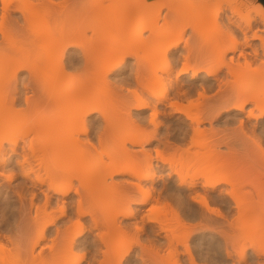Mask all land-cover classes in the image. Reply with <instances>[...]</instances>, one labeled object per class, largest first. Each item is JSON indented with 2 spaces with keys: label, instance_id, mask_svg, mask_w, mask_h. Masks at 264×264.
I'll return each instance as SVG.
<instances>
[{
  "label": "bare ground",
  "instance_id": "1",
  "mask_svg": "<svg viewBox=\"0 0 264 264\" xmlns=\"http://www.w3.org/2000/svg\"><path fill=\"white\" fill-rule=\"evenodd\" d=\"M43 1H42L43 3H41V4L38 1L39 3L37 2L38 4L35 6L36 9L38 7L40 8V9H38V11L40 10L39 11L40 14H42V15L44 14L39 19L44 18L46 20L47 16H48V18L53 17L54 23L51 21V24L52 25L54 24V26H52L51 24L46 22V23H44L45 25L44 24L43 25L45 26V28L46 27L47 28H46V30L44 29L45 31L43 30L42 32L43 33L48 32L49 34L53 35V34H55V33H53L54 29L58 28V30H60V31L62 30L63 34H65V35L67 33L68 34L60 40L61 43H60V41H58L56 43V45L53 46L52 57L54 58L55 65L51 66V68H49L48 66L47 67L46 66L45 67L39 66V65L37 66L36 63H34L33 60L31 61L30 59L24 60L23 58H21V59L18 58L17 60H15V66H13V73H10V74L8 73L6 76L0 75V164L7 162V159H8L7 156L10 153H16L17 154L18 146L21 145V148H23L22 149L23 152H21V153L23 155L20 154V156H22L23 160L18 161V163H20L21 168H23L22 172L24 173V176L27 177L29 179V182L31 181V184H33L34 186L46 184L50 189H52L54 191L55 194L62 196V197H67L68 194H70V192L74 188L73 184L75 183L74 181H76V180H79L82 183L83 182L82 180L87 178L88 180H84V181L87 182L89 185L91 183L95 184L96 181H97L96 185L99 181H100L99 184H101L103 182L105 185L106 184L109 185L110 188L112 186L115 189L114 190L113 188H111L114 192H118L119 189H120L119 193L121 195L123 193L122 191L125 192L126 195L123 193V195L125 197L121 196V203L123 202L125 206L127 204L128 207L123 210V206H124L123 203L121 204V205H123L122 209H121V207H119L120 203H119V205H117L118 206L117 207V210H118L117 214L122 215L125 218H128V217L130 218L131 216H133L135 214L136 210L132 208L133 206H131V205H133V203L131 204L132 201H135V204H138L139 206L150 203L151 201L158 202L160 206H158V205L157 206L160 208H157V206H156V208H153V210L149 209V211H147L143 215L141 214V217H139V218H141L139 221H141L143 223V225L139 224V226H138V223H141L138 221V219H137V222L134 223L135 229L138 230L137 232H139L138 234H142L143 232L146 231L145 223H146V225L149 224V222L154 223V224L157 222L160 224L159 227L157 226L159 229H155L154 226L151 227V224H150L151 233L155 237L154 238L155 240L154 239L151 240L152 244H150L148 246L147 243L145 244L140 240L137 241L139 246H140L139 247L140 252L139 251H137V252L140 254L137 255L138 253H136V255L139 257H137L138 260L134 264H165V262H168V260H167V257L165 255L163 256L161 254V252L163 249H165V247L167 245L168 246L170 245L169 247H171L172 246L171 244L174 245L175 240L178 241V239L180 238L179 242L183 241L182 243L185 246L187 245L188 247L187 246L186 247H187V249H189L190 245H189L188 241L190 240L192 235L195 234V231L197 233L200 230H204L205 232H204L203 236L199 237V239H198L199 242L197 243V245L201 246V247L204 246L207 249L206 251H203V255L206 254V256L205 255L204 256L207 257V261L210 262L211 264H212V262H219V264H229L230 262H228V261L230 259H233L234 257H236V256H234L235 251L231 250L230 245H229L230 240L232 241V238H233L231 235L233 233H231V232L237 231L239 233L240 232L241 233L242 232L243 233H252V232H255V230H257V229H255L257 227V224L245 223V225H243V226L240 224V222L243 220V218L250 215L249 213L252 212L251 210H253V208L256 204L253 203V205H252L251 203L244 201L240 196H238V194H237L238 190L235 191L237 187H235V188L233 187L234 190L232 189V185H235V184H233V182H232L233 176L231 174L233 173V175H234L235 172H234V169H232L234 167L232 165L233 164L232 163V161H233L232 156H234V155L232 153V150H233V148L231 146L232 143H229L230 140L228 142L227 141L224 142L223 139H221V140L218 139V141L216 143L213 141L214 142L213 144H211V145L208 144V146H206V149H207L206 151H204V149H203L204 153H202V152L199 153L198 150L195 151L194 148L192 149L191 147L192 146L195 147L196 145L191 143L192 145L189 146L191 140H190V142L189 141L187 142L189 144V145H187L188 146L187 148H186V146H184V144H181L185 147V149H183L184 147H181V145H179L180 142H178V144H176V145H174V143H173L172 144L173 146L168 144V145H170V147L172 149L175 148L177 150H179V149L183 150L184 153L188 154L187 156H189L190 160L188 162H186L187 164H184V162L186 161L184 159L183 162L181 161L182 165H183L182 168H180V167H179L180 169L175 168L178 170V171L176 170V172H175V173H178L177 174L178 177L176 179L178 181L176 182V184H174V186H173V185H171V183H168V184L164 183L163 184L164 189L161 191H159V189H156L155 184H154V181H155V178H156L157 172H158L157 171V164L154 163L155 157H154V154L152 153V151L147 149L146 145H149L152 142V138L158 139V135H157L158 133H156V132L159 128L160 123H158L157 121H158V117H159V115H161V113L164 115L163 106H169L171 108L170 112L173 114L175 113V114L186 115L192 121L191 128L194 129L195 133L202 131L201 126L205 121H210L209 123L212 127L211 129H212V131L214 130L213 132H215V127H214V123H213L214 120L220 122L221 119H223L225 116H235V117L238 116L239 117L240 116L239 114H242V113L247 114L246 120H244L242 117H240L238 119L239 123H240V129L244 132V134H247V132L250 130V129L249 130L247 129V124H249L251 122V120L256 121V124L253 123V124H255V127H257V124L258 125L263 124L264 121H262V120H264V96H262L261 93H259V92L262 89V87L264 89V71H262L263 70L262 68L249 69L253 65L252 66H251V64L249 65L248 61H249L250 57L259 58L260 56H262L261 55L262 51L264 52V39H263L264 37L262 38L260 36L259 30H258V32L256 31V28H257V25H256L257 17L256 16L261 17L264 20V6L261 7V6H259L260 4L256 5L257 8L261 7L259 10L257 9V13H256V9L253 10L252 7L249 8L252 11H255V13H256L255 16L248 15L251 13L248 9L247 14H245L246 18H242V19L240 18V20H234V19H232V17L231 18L228 17V19L223 21L225 24V27H223V26L222 27L225 30L223 29V31H222V29L219 27L220 24H218L219 23L218 18L222 14H220V16H219L218 13L220 12L219 6H220L221 2H223V1H221L220 3H217L218 1L215 2V3H217V5L219 4V6H218V9L216 8L217 9L216 12H215V10H213L214 14H212V12H209L210 11V10H208L209 8L205 7V6L208 7L207 4H209L208 1H207V4L205 2H203L206 0H202V1L200 0L203 3V5H201L202 3H200L199 0H189V1L188 0H166L167 3L164 2V4H162V5H165L167 7V9H169V12H168L169 14H168V16L165 15L164 17L163 16L162 17L163 18H165V17L169 18L170 14L171 15L174 14V16L172 18L176 17V18H174L176 24L173 23L174 20L171 21L170 18L169 19L165 18V20L162 19L166 23V25L163 26L162 25L163 22L161 21V23H160V17L162 14V12H161L162 6L160 4L163 2L159 3L160 0H126L124 2L125 3L127 2V6H125V7L128 9L130 8V6H129L130 4H132L131 6H135V8H136L140 4L142 5L144 1L146 2L147 7L145 5V7H146L145 9L144 8L140 9L136 13L135 18L129 17L128 16L129 12L125 13L126 15H123L122 18L120 17V19H118L119 21L117 20L115 22L116 26L114 25V27L112 29L113 33H111V35H109V34L106 35V32H107L106 30L108 27V18L106 17V15L103 12L102 13L105 15V18H107V19L104 18V15L99 14L98 16H100V17H98V16L96 17V23L94 21L95 27L97 28V31H96L97 38L95 37L96 38L95 39L93 37L95 39V41L94 40L92 41V46H90V48H89V47H86L84 45V42H83L84 40L82 39L83 35L78 30L77 31L73 30L72 32L69 30L67 33H64L67 30L66 28L68 25V21L70 20L69 18L71 17L70 13H69L71 10H69L70 8H68V6L65 5L66 1H63L62 3H59V4H56L54 2V0H43ZM87 1H89V0H87ZM104 1H102V0L98 1V4L95 3L96 1H93L94 3H91V4L88 2L85 3L86 0L84 2L80 1L82 3L79 2V4L76 3L78 5L77 8L75 7L76 9H78V11L76 10L77 15L78 16H83V15L94 16L95 13L97 15V11L100 8V5H105V3H103ZM119 1L121 2V0H119ZM156 1H158L157 4H159L161 7H160V9H159V7L157 8L160 12H157L158 14L154 15L155 13L152 14V11L150 12V8L152 7V10H155L156 6L154 7V5H157L155 3ZM239 1H241V0H239ZM1 2H2V7H1L2 12L0 11L1 12L0 35L3 39V40L0 39L1 41H4L7 44H9V40L10 41L14 40L19 35V34L15 35L14 34L15 32L21 33L23 30H25V28L28 29L27 26L30 27L28 30H34L35 29L34 25H30L31 21L33 20V18L30 15H33V14L36 15V13H35L36 10L35 11H34V9L29 10V9H26L25 7H22L19 5L16 6V8L18 10L22 9L21 12L23 13V17H25L23 20L25 22L23 24H20L21 22H19V20L17 22H14L12 19V12H13L12 10L14 7L12 0H1ZM101 2H102V4H99ZM242 2H243V0H242ZM33 3L34 4L32 6H34L36 2H33ZM230 4H231L230 6L232 7L231 1H230ZM248 4L250 5L251 3H248ZM249 5H248V7H249ZM194 6H196V7H194ZM197 6H198V8H197ZM230 6H228V7H230ZM102 7L103 6H101V8ZM139 7H141V6H139ZM200 7H201V9H200ZM234 7L235 6H233V11L235 10ZM239 7L236 6L235 8L237 9ZM246 7H247V5H246ZM193 8L198 9V11H197L198 13L200 12V14L195 12L197 14V16L195 14V16H196L195 17L196 20L194 19L195 22L193 21V19H191V20L185 19V21L188 20L187 22L183 21L184 19H182V20L180 19L181 21H179L180 12H181V14H183L186 11L189 14V16L191 17V15L193 13L188 12V11L193 10ZM128 9H126L125 12H127ZM195 9H194V11H195ZM205 9H206V11L207 10L208 11L207 12L204 11ZM230 9H229V11H230ZM14 11H15V9H14ZM182 11H183V13H182ZM235 11H237V10H235ZM235 11H234V13H235ZM28 12L32 13V14L29 15ZM190 13H192V14L190 15ZM209 13H211V15ZM236 13H238V12H236ZM92 14H94V15H92ZM175 14H178L179 16H177V15L175 16ZM233 15H236V14H233ZM245 15H243V16H245ZM237 16H239V15H237ZM37 17H38V15H37ZM177 17H178V21H179V22L177 21L178 24L176 22ZM198 17H200L199 21H197ZM207 17H209V18H207ZM36 18H34V19H36ZM193 18H194V16H193ZM93 19H95V18H93ZM206 19H208V20H206ZM209 19H211V20H209ZM166 20H170L169 22L171 24L167 25L168 21L166 22ZM241 20H243V21H241ZM40 21H42V20H40ZM32 22H34V20ZM181 22H182V24L184 22L185 23L183 25H181ZM220 22H221V19H220ZM165 23H163V24H165ZM205 23L206 24L210 23V24H208L209 26L206 27ZM213 23L215 25L218 24V26H216L217 32L215 30V33H214L215 35H213V36L209 35V37L208 36L207 37L202 36V34H205V32L208 35V33H207L208 28L209 29L212 27L215 28V25H213ZM96 24H97V26H96ZM263 24H264V21H263ZM22 25H23V27H22ZM201 25H202V27H201ZM44 26H42V28H40V30H42L44 28ZM21 27H22V29H21ZM69 28H71V27H69ZM188 28L189 29L193 28V33L195 35L197 33H199V36L201 34V36L203 38L206 37L208 40L206 41L207 43L205 42L206 39H203V41L201 40L202 42L199 45L200 46L203 45V47L198 49V45H197V47H195V48H197L196 50L195 49L193 50L192 49L193 46L187 44L188 51H185V52H187L186 54H184V55L182 54L183 60L185 61V63L183 64L184 66L179 70V72L177 71L178 72L177 75H174L175 73H174L173 67L177 63V59H175V57H174L175 51L178 48H180L181 45L183 44L184 35H185V33L188 32L187 31ZM219 28L221 29V31L219 30ZM35 30H36L35 33L38 32L36 34V36L39 35L38 37H40L42 32L40 33L39 28H37ZM211 30H210V32H211ZM60 31H58V32H60ZM145 31L150 33V37H148V39H144V37H143V33ZM73 32H75L74 35L72 34ZM25 33H26V30H25ZM25 33H24V36H25ZM30 34L33 35V32L32 33L30 32ZM27 35H29L28 32H27L26 36ZM84 35H86V34H84ZM111 36H112V38H111ZM32 37H34L31 40L33 42L35 40V36L33 35ZM79 37H80V39H79ZM260 39L262 40V43H263V49H262L261 53H259V50H260L259 47H261V45L258 48H257V45H255V41L256 40L261 41ZM35 41H34V44H35ZM1 43H3V42H1ZM6 43H3V44H6ZM204 43H205V45H204ZM29 45L32 46L33 44L31 45V43H30ZM68 46H74V48L78 47V49L81 50L80 51L81 53L80 54L78 53V55H80V56H70L69 55L70 51H69V49H67ZM121 47L123 48V50ZM151 47H155L154 52L156 55L154 54L155 55L154 57H157V55L159 56V54H161L162 56H165L164 57L165 58L164 65H162V66L160 65V67L158 66V68H155L156 66H153V67L150 66L151 67V69H150V67L148 65L149 63L145 62L142 59L143 57L140 55V52L144 51V50L148 51L149 48H150L149 50H151L152 49ZM249 49H251V51H249ZM144 52H146V51H144ZM182 53H183V51H182ZM129 55L130 56L133 55V57L134 56H135V58L137 57V60L138 59H140V60L136 61L137 63L135 64V65H137V66H135V72L136 73H134L135 74L134 80L136 82L135 85H137L136 89L124 88V86L122 88L120 87L121 91L118 89L120 91L119 92L120 94H118L117 96L119 98L122 97V99L124 98L123 99V101H124L123 105H125L124 109L128 110V113H126V115H124L125 117H123V118L127 123H132L133 125H135L133 127L136 128V126L138 124L140 125L139 122L140 121L142 122L144 120V119H142V117H139L141 114L140 112L142 110H145V109H148V110L150 109L151 110L150 115H151L152 120H149V119L148 120L152 121L153 124L155 125V131H153L152 134L144 133V132H142V130L138 131V129H135L134 131L132 130L131 132L129 131L128 133L124 134L123 136L119 135L117 133L118 130L116 132L115 130L112 129L111 133H110L109 129L111 127L109 128V125L107 124V123H109L110 119L108 118V114L106 112L107 110H108V112L110 110V109H107L108 106H110V105H108L110 102H108V99H106V97L108 96V94H106V93H108V92L106 90H104L105 92L103 90H96V91H99V94H97L98 92L96 93V91L92 92L93 87H91V86H93L95 82H99L100 84L101 83H104V84L107 83L108 82L107 80H110V79H108L110 76L109 74L111 72L113 73V71L116 69H120L122 67V65H124L126 63V62L123 63L124 61L127 60L126 56H129ZM68 56L70 57L69 61L75 63V65L80 64L81 65L80 67H83L85 70H88V68L91 67L90 65H92L93 62L96 63L97 60L100 61L102 63V65H105V64L106 65L103 66L102 68H100L102 66L101 64H100L101 65L100 67L95 66L96 70H99V69L100 70L99 71L93 70L92 72L95 71L94 73H91V74L85 73L86 75L84 74L81 76H79V75L75 76L76 74H73V75L67 74L68 71H67V67H66V61H67ZM111 56H113L112 58L114 59V62L113 61L110 62V60L112 59ZM140 56H141V58H139ZM176 56H178V55H176ZM30 61L33 63H31ZM141 61L144 62L145 66L142 65L143 63ZM35 62H37L36 59H35ZM100 62H98V63H100ZM244 63H247L248 66H250V67H248V71H245V70L243 71V69H244L243 66L246 65V64L243 65ZM37 64H38V62H37ZM201 66H210V67L205 68V67H201ZM48 68H49V70H48ZM91 69H89V71ZM24 70H26L29 73V77H28V81H27V79L26 80L24 79L23 81L21 80L22 82H20V83H22L23 87L26 90L25 96L23 97V95H19L22 92L23 87H22V89H19V87H18V85L20 84L18 75H19V72H22ZM148 71H150V72H148ZM201 72L204 73V76H202V83L199 86H197L196 84H194V80L197 79V76H199V74ZM116 73H118V72H116ZM148 73H149V75H148ZM183 74L190 75L189 84L186 85V84H183L181 81L174 82L173 81L174 79L171 80V77H175L176 80H179V78ZM169 78H170V81H168ZM242 80L244 82H242V84H241L240 82ZM254 82L257 85L256 90H253V91L247 90L248 85L250 83H251V85H249V86H251V87H252V85H253V87L256 86V85H254L255 84ZM97 84L98 83H95V85H97ZM131 86H133V85H131ZM90 88H92V89L89 90ZM170 89L172 92L173 99H175L174 101H172L171 96H170L171 100L169 99ZM156 90H157V92H156ZM159 90H162L161 93ZM100 91L101 92L103 91V92L101 93ZM263 92H264V90H263ZM103 93H105V94H103ZM115 94H117V92ZM113 95H114V92H113ZM119 95H121V96H119ZM263 95H264V93H263ZM194 96H196V97L198 96L197 99L200 101V102L198 101L199 103H197L196 100H194L192 98ZM109 97H110V95H109ZM100 100H102V101H100ZM185 100H187L186 101V103L188 102L187 104L184 102ZM104 102L106 104H104ZM72 104H73L72 108H69L67 111L66 110L64 111L65 105L66 106L70 105V107H71ZM21 105L22 106L25 105V106L19 107ZM105 105L107 106V108L105 107ZM191 107H193L194 109L196 108L195 111H193L194 109L189 110V108L191 109ZM127 110L126 111L123 110V111L127 112ZM134 110L136 111V113H133ZM25 112H27L28 114H31L32 116H29L30 119L27 118V121H23L21 123V125L18 126L19 120H20L22 114L25 115ZM95 112H100V114L102 113L103 116L105 115L104 118L106 120V126L101 129V132H99L100 130L97 131L98 135H97L96 140L100 143L99 146L101 145V148H104L102 142H103L104 138H106V136L111 134L113 137V140L115 141L119 135V137L116 140V142L118 144L114 143V145L117 144V146H115V148H112L111 150L105 149L106 147L104 149H101V148L99 149L98 145H96L94 142L95 140H93V138H91V135H90L91 125L89 124L88 118H89V116H91ZM51 113L54 115H50ZM58 113H61L62 116L60 117V115H59V117L58 116L56 117V115ZM46 114H47V117L51 116L49 119L50 121L49 120L45 121ZM135 116L138 118H135ZM166 116H168V115H166ZM31 117H32V119H31ZM52 117H53V119H51ZM66 120L67 121L69 120V122H66ZM124 120H123V122H124ZM117 121L120 122V120H117ZM110 123H111V121H110ZM121 123H122V121H121ZM115 124L116 123H114V125ZM110 125L112 126V123ZM121 126H123V125H120V127ZM127 127H128V125H127ZM112 128H113V126H112ZM252 130H253L254 135L258 133L256 129H252ZM252 130H251V132H252ZM187 132H188L187 130L181 132V134H182V135H180V136H182L181 138H183V136L185 137L186 135H188L189 133L187 134ZM263 134H264V130H262V135ZM254 135H251L249 137H252ZM244 136H246V135H244ZM247 136H248V134H247ZM159 137L161 139L159 141L161 142L162 141L161 135ZM260 137H262V136H260ZM177 138H176V140H177ZM181 138H178L179 139L178 141H181L180 140ZM257 138H258V135H257ZM94 139H95V137H94ZM187 139H189V138H187ZM182 140L185 143L187 141L184 138ZM252 140H253V138H252ZM21 141L25 142V144ZM183 141H182V143H183ZM22 143L24 146H22ZM167 143H169V141ZM224 143L228 148L227 150L229 151L227 153H225V151L221 150V148H220L221 145H223ZM7 144L9 146H7ZM201 146H203V145H201ZM161 148H162V146H161ZM260 149L262 150V148H260ZM132 150H138L139 156L142 157V160L137 161V162L134 161L133 158L135 156L134 155L135 152H133ZM161 150L162 149H160L158 147L155 150V153H157V156L156 155L155 156L159 159L164 160V162H165L167 157L165 156L166 158H164L165 153ZM181 150H179V152H181ZM94 152H95V154H94ZM75 153H76V156H75ZM101 153L103 156H107L109 158V162L108 161L104 162V161L100 160V163H98L97 165L94 164L95 167L94 166L90 167L92 165L91 162H89V165L87 163L91 159L88 160V158H90L92 154H94V155H92V157L95 156L96 154H99L103 158ZM78 155L81 158H78L79 157ZM73 156L78 158V160L81 159L82 161L79 160V163L77 164L78 160L77 159L73 160V158H74ZM137 158H139V157H137ZM49 159H50V162H52V163H50V162L48 163ZM72 160L73 161L77 160V162H73ZM166 161H168V159ZM36 162L39 165L40 164L42 165L43 170L45 169V172H46V173H44L45 175H43L41 172H39L41 170L39 168H38L39 171L36 172L35 166H34V164ZM72 162L76 163L80 167L77 166L75 168V166H73ZM57 163H58V167L56 168ZM180 166H181V163H180ZM192 167H193V169H191ZM194 168H196V169H194ZM230 169H231L232 173H226V172H228L226 170H229V172H230ZM190 170L191 171L195 170V171L190 172ZM161 173H160V175H161ZM123 174H130L132 180H128V181L126 180L127 182L126 183L124 182L125 184L121 185V184L117 183V181H115L116 180L115 177L123 175ZM168 174L167 175L169 176V178H171L172 173L168 172ZM235 175H237V174H235ZM14 177H15V175H13V174L9 175L10 181H12L14 179ZM201 178H203V179H201ZM236 178H238V177H236ZM90 179L93 180V181H90L91 183H89ZM200 179H201V181L202 180L203 181L202 182L199 181ZM108 180H110L111 182ZM149 180L152 181V185L146 186L148 183L146 184L145 181L148 182ZM85 182H83V183H85ZM109 182H110L111 186H110V184H108ZM76 183H79V182H76ZM201 183L204 186V187H202L204 192H202L201 190L200 191L202 193H200L199 191H197L198 193L194 192V193H192V194H194L193 197H191L192 202H194V203L197 202L196 203L197 206L195 208L193 206H191L192 203L189 201L190 200L189 197H183L182 192H181L182 197L180 195H178V198L180 199L181 202L184 203L186 201L185 204H188L187 206L190 205L189 206V211H190L189 218L191 220L199 219V223L196 222V224L187 227L188 228L187 231L184 232L185 235L183 234L186 238L185 237L183 238L182 237L183 235L179 236L177 231L175 229H173V226H171V227L169 226V224L170 225L172 224V222L169 223L171 218L173 220L175 218V221L177 219V222L179 220L180 221H184V220L181 219V215L179 214V211H176L175 209L174 210L171 209L172 210V212H171L170 207L172 205H170V203H169L170 199H169V195H168L169 193L168 192L172 191L173 188H176L173 190L177 191V190H179V188H182V187H187L188 189L194 190ZM223 183L229 184V187L231 186L230 187L231 189H228V188L222 189L221 188L219 190V187H222L219 185H221V184L223 185ZM94 184L93 185L91 184L93 186L92 189L97 187V186L94 187ZM104 184L102 186H104ZM82 185H84V184H82ZM86 186H87V184H86ZM102 186L100 185V187L98 186L97 188H99V190H100V188ZM235 186H237V185H235ZM1 187H0V198H2L1 197V194H2ZM104 187L107 189V186H104ZM82 188H83V186H82ZM82 188H81V190H82ZM88 188H90V187H88ZM88 188H86V191L88 190ZM75 189H77V188L75 187ZM78 189H79V187H78ZM84 189H85V187H84ZM217 189L219 191L218 195L213 194V192H215ZM112 190H111V192H112ZM94 191H96V190L94 189ZM94 191L91 190L92 193ZM74 192H76L77 194L82 193L80 190L79 191L74 190ZM99 192H94V193H99ZM94 193L91 195L89 193L90 199H92L94 197V195H95ZM21 194L22 193L20 192L19 196L23 198V196ZM82 194L79 196L81 197ZM192 194H191V196H192ZM32 195H33V197H32L30 204H32L31 206H34L35 205V202H34L35 194H32ZM165 195L166 196L168 195V197H166ZM46 196H47L46 204L43 207H38V209L36 210L37 211L36 212L37 215L35 216L36 218L34 217V219H36V222L41 221L43 228H42L41 232L38 234V236L36 234L37 239H35L36 237L34 238L35 240L33 241L34 243L31 244V247L29 246L30 244L27 245L28 247L26 246V244L25 245L22 244L20 242L21 236H18V235H16L15 237H12L9 235V236H7V239L11 242V245L12 246L14 245V248H16V250H18L17 252L23 251L22 252L23 253L22 258L23 257L25 258V260H24V258H23V260H24V262L26 261V264H82L83 260L86 259L85 254H80V253H82L81 251L83 249L81 250L80 244L78 242L81 234L83 233V231H85L84 230L85 226L83 227L82 220H81L80 225L78 224L79 225L78 228L81 226L80 229H77V231L73 230V233H71V234L69 233L68 230H66L67 231L66 236H64L66 233H63V235H62L61 230L59 231L57 228L58 231L56 230V232L58 234V237L56 239L55 238L54 239L56 240V242H57V240L58 241L60 240L59 241L60 244L58 243L56 246H53V247L50 246V250L48 252L49 254L46 253L47 254L46 256L44 254L45 252L43 253V251H39L38 254H36V251H35L36 246L39 245L43 239L47 238L46 237L47 236L46 231H47L48 227L52 224L54 225L56 222V218L54 219L55 215H52L53 212H51L52 213L51 214L49 212L50 210L48 211V205L50 202L49 200L51 197L48 194ZM164 196L166 198H168L166 200H169V201L166 202V200L164 199L162 202L161 200H162V198H165ZM96 198H98V196ZM101 198L102 197L99 196V199H101ZM124 198H125V200H124ZM187 198H189V200ZM81 199H82V197L79 198V200L77 201V203H78L77 208L78 209L77 210L75 209L76 211H78L77 213L79 214V216L82 217V215L89 214L90 217L92 216L91 220H92V222L94 221L95 226L96 225L100 226L101 222H99L100 221L99 218H101V216L103 214L100 216V213H98L97 208H96L97 212L95 210V213H94L93 209H92L93 211H90L89 208H87L89 210H86L82 206L83 202H85V201L82 202V200L83 199L86 200V199H85V197L82 200ZM93 199H95V198H93ZM175 199H177V197L174 198V200ZM261 200H262V198L260 199L259 202L263 201V200L262 201ZM66 201L67 200H65V199H63V201H62V204H63L61 206L62 215L66 214V209H67V206H66L67 202ZM159 201H161L162 203H164V202H166V203H164L163 204L164 206L162 205V207H161L162 203H160ZM92 202H93V200H92ZM96 202H97V200H96ZM20 203H22V201ZM174 203H172V204L174 205ZM233 203H234L235 208L237 209L238 216H236V218L233 221H230L228 216L226 215V213L224 212L225 213L224 214L223 211H221L222 208L219 209L220 207H218V206H220L221 204L222 205L225 204L223 206L228 207V206L233 205ZM86 204H88V202ZM213 204H215L216 207H215V205L213 206ZM4 206H5L4 209L5 210L9 209L8 211L11 213V215L9 217L10 219L8 218L9 222H7L8 232H9V230L10 231L14 230V228H16V230L18 229L19 233L24 231L23 230L24 227L21 224V222L17 223L18 213L15 211L13 204L10 201V197H5ZM234 206H232V207H234ZM258 206H260V205H258ZM85 207H87V206H85ZM165 208L166 209L168 208V211ZM171 208H173V206ZM156 209L161 210V211L163 210L164 214L159 211L160 216L157 215L155 212ZM164 209L168 213L164 212L165 211ZM229 209H230V207H229ZM99 211H101V210H99ZM23 213H24V211H22V215H23ZM157 213H158V211H157ZM40 214L47 215V216L44 215V218H46V219L42 218V220L39 221V219H41V217H42ZM161 214H163L162 215L163 217H161ZM137 215H139V214H137ZM170 215H172V217H170ZM79 216L76 220L77 223L80 222V221H78ZM214 216L218 217V218H222V219L226 220V222L225 221L223 222L222 219H221L222 221H219L220 219H217V218L215 219ZM102 218L105 219L106 217L104 216ZM106 219H108V223H107L108 225L107 226H109V224L112 223V220L116 221L117 216H114V219H112V220H110L111 217L106 218ZM183 219H185V218H183ZM118 220L119 219H117V221ZM235 220H236V223H235ZM101 221H102V219H101ZM227 222H229V224H228L229 226H224L225 224L227 225ZM77 223L75 222L74 225L75 224L77 225ZM115 223H117V222H113V224H115ZM71 224H72V222H71ZM212 224L213 225L215 224L214 226H216V224H217L218 227L217 226L214 227ZM74 225H73V227H74ZM115 225H117V226H115ZM115 225H114L115 228L114 227L113 228L114 229L117 228V230H119L123 227V226L122 227L120 226L121 227L120 228L118 226V224H115ZM119 225H121V224L119 223ZM236 225L238 227H236ZM70 227H71V225H70ZM109 227L108 228L106 227L107 228L106 232H108V229L110 230V228H112V227H110V228ZM212 227H213V229H212ZM7 229H5V230H7ZM72 229L73 228H69V230H71V231H72ZM209 229L215 230L217 233H219V235H222L224 237L225 242L222 243L221 239H218L215 236L214 237H210V236L208 237L207 233H210ZM174 230L176 231L177 237L174 235V232H175ZM110 233H112V232H110ZM22 234H23V232H22ZM2 237H4V236L0 232V240ZM181 237L183 238V240L181 239ZM59 238H61V239H59ZM149 240H147V241H149ZM163 240H164V242H163ZM101 241L104 243V245L106 244V240H105L104 235H102ZM184 241H186V242H184ZM98 242H94V247H95V249L97 248L98 250H101V246L99 244L100 242L99 243ZM179 242H178V244H179ZM2 243H3V241H2ZM128 243L125 244L123 247V249L125 250L124 251L125 253H129L131 249L133 250V248L131 246L132 243L130 242L131 243V244L129 243L130 245ZM6 245H7L6 243H5V246H4V244H1L0 249L3 251H4V249L7 250ZM79 247H80V249H79ZM190 248H192V247H190ZM253 249H254V251H253L254 254H256L258 258H261L262 256H264V249L258 250L259 249L258 245H256L255 247L253 246ZM16 250H14V251H16ZM77 250L80 253H77L78 252ZM191 250L192 249L188 250L189 251L188 255H189V260H190L189 264H200L199 263L200 260L197 257H195L196 255L195 256L193 255L194 251L190 252ZM244 250H246V249H244ZM244 250L240 251V252H236V253H239L238 255H241L242 262H243V260L245 262V259L247 258L246 255L248 254V253L246 254L245 253L246 251H244ZM10 251H13V249ZM106 252L104 251L105 257L108 256L109 251L107 254H106ZM125 253H123V254H125ZM0 255H2V254H0ZM15 256H16V253H15ZM2 257H3V259H2ZM122 258L124 259L123 255H121V257L118 261V264H123L124 261ZM164 258H166V259H164ZM2 260H5L4 255L0 256V262L1 263L3 262ZM9 261H11V260H9ZM238 261H239V259H238ZM15 262H17V260ZM239 262H241V261H239ZM4 264H5V262H4ZM128 264H132V262L128 263ZM166 264H168V263H166ZM232 264H235V263L232 262Z\"/></svg>",
  "mask_w": 264,
  "mask_h": 264
},
{
  "label": "rangeland",
  "instance_id": "2",
  "mask_svg": "<svg viewBox=\"0 0 264 264\" xmlns=\"http://www.w3.org/2000/svg\"><path fill=\"white\" fill-rule=\"evenodd\" d=\"M36 2L35 3V5L34 6H32L34 3L33 2ZM40 2V4L41 3H43L44 1L43 0H12V2H13V6L15 7H13V12H12V19H13V21L14 22H17L18 20H19V22H21L20 24H23L25 21H23L24 20V18L25 17H23V13L21 12V10H18L17 8H16V6H22V7H25L26 9H29V10H33L34 9V11L36 10V15H30V14H32V13H29V15L33 18V20H34V22H32L31 21V23H30V25H34V27H35V29H37V28H39V30H40V28H42V26H44L45 24L44 23H46V22H48L49 24H51V21L54 23V18L52 17V18H48V16H47V18H46V20L44 19V18H41V19H39L40 17H42L43 15L42 14H40V10L38 11V9H40L38 6V8L36 9V5ZM43 1V2H42ZM57 1V2H56ZM63 1H66V3H65V5L66 6H68V8H70L69 10H71L69 13H70V20L68 21V25H67V30H66V32H64V33H67L69 30L72 32L73 30H78L80 33H82V35H83V37H82V39L84 40L83 42H84V45L86 46V47H89L90 48V46H92V41L94 40L95 41V39L97 38V34H96V31H97V28L95 27V23H96V17L99 15V14H101V15H106V17L108 18V27H107V32H106V35L107 34H109V35H111V33H113L112 32V29H113V27H114V25H115V22L118 20V19H120V17L122 18V16L123 15H126L125 13H128V16L129 17H131V18H135V15H136V13L140 10V9H142V8H146L147 7V4H146V2L144 3L143 2V4L141 5H139V6H141V7H136L135 8V6H131L132 4H128L129 6H130V8L128 9V8H126L125 6H127V2L125 3L124 1H126V0H121V2L119 1V0H102V1H104L103 3H105V5H100V8L98 9V11H97V15H96V13H95V15L94 14H92V15H94V16H85V15H83V16H78L77 15V12H76V10L78 11V9H76L77 8V4L76 3H78L79 4V2L80 1H85V0H54V2L56 3V4H59V3H62ZM78 1V2H77ZM93 1H96L95 3H97L98 4V1H101V0H89V1H87L86 0V2L85 3H94ZM189 1V0H188ZM200 1V0H199ZM202 1V0H201ZM200 1V3H202ZM207 1L209 2V4H207ZM212 3H211V2ZM216 1H218L217 3H220L221 1H223V2H221V4H220V6H219V4L217 5V3H215ZM230 1H231V3H232V7L230 6L231 4H230ZM239 1V0H238ZM237 0L235 1V0H206V1H203V2H205L207 5H208V7L207 6H205L206 8H209L208 10H210L209 12H212V14H214L213 12V10H215V12H216V10L218 9V6L220 7V12L218 13L219 14V16H220V14H222L219 18L221 19V22H220V19L218 18V20H219V23L218 24H220L219 25V27L222 29V31H223V27H225V24H224V20H226V19H228V17H232V19H234V20H240V18L242 19V18H246V15L245 14H247V12H248V9L249 8H251L252 7V9L254 10V9H256V13H257V9L259 10L262 6H264V0H243V2H242V0L241 1H239L238 2ZM248 1V2H247ZM38 2V3H37ZM123 2V3H122ZM160 2H163V3H161L160 5L162 6V9H161V12H162V14H161V17H160V23H161V21L163 22V23H165L163 20H165V18L166 19H169L170 18V20L171 21H173L174 20V18H176V17H174V18H172L173 16H174V14L173 15H169L170 17L168 18V17H165V18H163L165 15L166 16H168V12H169V9H167V7L165 6V5H162V4H164V2L165 3H167L166 2V0H160L159 1V3ZM242 2V3H241ZM80 3H82V2H80ZM156 4L158 3V1H156L155 2ZM241 3V4H240ZM247 3V4H246ZM248 3H251L250 5L248 4ZM39 4V5H40ZM99 4H102V2L101 3H99ZM126 4V5H125ZM223 4V5H222ZM229 4V5H228ZM237 4V5H236ZM260 4V5H259ZM145 5H146V7H145ZM159 4H157V5H154V7L156 6V8H155V10H152V7L150 8V12L152 11V14H154V15H156V14H158L157 12H160L157 8L159 7V9H160V5L158 6ZM197 5V4H196ZM201 5H203V3L201 4ZM225 5V6H224ZM246 5H247V7H246ZM248 5H249V7H248ZM256 5H259V6H261V7H258L257 8V6ZM101 6H105L104 8L102 7L101 8ZM203 6V7H204ZM222 6V7H221ZM228 6H230V7H228ZM233 6H237V7H239V8H235L234 7V9L235 10H237V11H235V13H234V11H233ZM1 7H2V2H1V0H0V11L2 10L1 9ZM76 7V8H75ZM194 7H196V6H194ZM24 8V9H25ZM75 8V9H74ZM197 8H198V6H197ZM217 8V9H216ZM223 8V9H222ZM231 8V9H230ZM14 9H15V11H14ZM126 9H128L127 10V12H125L126 11ZM194 9L195 8H193V10H190V11H188V12H192V13H190V15H191V17L189 16V14L185 11L184 13H183V11H182V13L183 14H181V12H180V16L178 15V14H175V16L177 15V16H179V21H181L182 19H184L183 21H185V19H189V20H191V19H193V21L195 22V20H196V16H197V14L196 13H198L197 11H198V9H195V11H194ZM200 9H201V7H200ZM203 9V8H202ZM229 9H230V11H229ZM239 9V10H238ZM17 10V11H16ZM157 10V11H156ZM207 10V11H208ZM212 10V11H211ZM232 10V11H231ZM28 11V10H27ZM204 11H206V9L204 10ZM206 11V12H207ZM228 11V12H227ZM249 11L251 12L250 14H248V15H250V16H255V11H252L251 9H249ZM2 12V11H1ZM1 12H0V18H1ZM38 12V13H37ZM104 14H103V13ZM196 12V13H195ZM236 12H238V13H236ZM227 13V14H226ZM151 14V15H152ZM195 14H196V16H195ZM198 14H200V12L198 13ZM210 15H211V13H209ZM233 14H236V15H233ZM37 15H38V17H37ZM41 15V16H40ZM105 15H104V18H105ZM183 15V16H182ZM206 15V14H205ZM228 15V16H227ZM237 15H239V16H237ZM243 15H245V16H243ZM25 16V15H24ZM163 16V17H162ZM193 16H194V18H193ZM200 16V15H199ZM37 17V18H36ZM45 17V16H44ZM98 17H100V16H98ZM201 17V16H200ZM200 17H198V19H197V21H199V18ZM203 17V16H202ZM212 17V16H211ZM257 17V21H256V25H257V28H256V31L258 32V30H259V33H260V36L263 38L264 37V24H263V19L261 18V17H258V16H256ZM31 18V19H32ZM34 18H36V19H34ZM87 18V19H86ZM93 18H95V19H93ZM107 18H105V19H107ZM124 18V17H123ZM207 18H209V17H207ZM223 18V19H222ZM248 18V17H247ZM163 19V20H162ZM181 19V20H180ZM195 19V20H194ZM1 20V19H0ZM40 20H42V21H40ZM132 20V19H131ZM170 20H166V22L168 21V24L167 25H169V24H171L169 21ZM201 20V19H200ZM206 20H208V19H206ZM209 20H211V19H209ZM244 20V19H243ZM243 20H241V21H243ZM94 21H95V23H94ZM119 21V20H118ZM178 21V17H177V20H176V22ZM178 21V22H179ZM188 20H186L185 22H187ZM205 21V20H204ZM213 21V20H212ZM178 22H177V24H178ZM184 22V23H185ZM203 22V21H202ZM208 22V21H207ZM206 22V23H207ZM210 22V21H209ZM33 23V24H32ZM162 23V25L164 26V25H166V23L165 24H163ZM173 23H175V20H174V22ZM183 23V24H184ZM204 23V22H203ZM205 23V24H206ZM44 24V25H43ZM176 24V23H175ZM180 24V23H179ZM182 24V22H181V25H183ZM202 24V23H201ZM208 24H210V23H208ZM208 24H206L205 26L206 27H208L209 25ZM218 24L217 25H215L214 23H213V25H215V28H208V31H207V33H208V35L206 34V32H205V34H202V36H208L209 37V35L211 36H213V35H215L214 33H215V30H216V32H217V27L216 26H218ZM224 24V25H223ZM52 25V24H51ZM52 26H54V24L52 25ZM96 26H97V24H96ZM116 26V25H115ZM162 26V27H163ZM211 26V25H210ZM223 26V27H222ZM22 27H23V25H22ZM22 27H21V29H22ZM33 27V28H34ZM69 27H71V28H69ZM201 27H202V25H201ZM27 28L29 29L30 27H28L27 26ZM32 28V29H33ZM47 28V27H46ZM46 28H45V26H44V28L42 29V30H40V33L45 29L46 30ZM219 28V30L221 31V29ZM28 29H26L25 28V30H26V33H25V30H23L21 33H17V32H15L14 34L16 35V34H19L18 35V37H16V39H14V40H9V44H7L6 42H4V41H1L0 40V75H2V76H6L8 73L10 74V73H13V66H15V60H17L18 58L19 59H21V58H23L24 60H33V62L34 63H36V65L38 66H48L49 68H51V66H53V65H55V61H54V58L52 57V50H53V46L54 45H56V43L58 42V41H60L62 38H64L66 35L65 34H63V32H62V30L60 31V30H58V28H56V29H54V32L53 33H55V34H49L48 32H45V33H41V36L40 37H38V36H36V34L38 33H35L36 32V30L34 29V30H28ZM60 29V28H59ZM96 29V30H95ZM212 29V30H211ZM38 30V31H39ZM44 30V31H45ZM56 30V31H55ZM210 30H211V32H210ZM225 30V29H224ZM58 31H60V32H58ZM75 31V32H76ZM114 31V30H113ZM188 32L187 33H185V35H184V41H183V44L181 45V47L180 48H178L176 51H175V59H177V63H176V65H174V67H173V70H174V75H177V73L179 72V70L184 66L183 64L185 63V61L183 60V55L184 54H186L187 52H185V51H188V46H187V44H189V45H191V46H193L192 47V49L194 50H196L197 48H195V47H197V45H198V49H200V48H202L203 47V45H199L202 41H203V39H206L205 40V42L208 40L206 37L205 38H203L202 36H201V34H200V36H199V33H197L196 35L193 33V28L192 29H189L188 28V30H187ZM214 31V32H213ZM255 31V30H254ZM253 31V32H254ZM25 33V36H24V33ZM27 32L29 33V35L31 36L32 34H30V32L32 33L33 32V35L35 36V44H34V41L32 42L31 40H32V38H34V37H30L29 35H27L26 36V34H27ZM75 32H73L72 34L74 35L75 34ZM210 32V33H209ZM23 33V34H22ZM77 33V32H76ZM79 33V34H80ZM213 33V34H212ZM63 34V35H62ZM84 34H86V35H84ZM72 35V36H73ZM108 35V36H109ZM198 35V36H197ZM28 37V38H27ZM78 37V36H77ZM81 37V36H80ZM80 37H79V39H80ZM95 39H94V38ZM143 37H144V39H148V37H150V33L149 32H147V31H145L144 33H143ZM200 37V38H199ZM111 38H112V36H111ZM0 39H2V37H1V35H0ZM39 39V40H38ZM264 39V38H263ZM3 40V39H2ZM202 40V41H201ZM261 40V39H260ZM14 43H13V42ZM82 41V40H81ZM1 42H3V43H6V44H3V43H1ZM12 43V44H11ZM31 43V45L32 46H30L29 44ZM37 43V44H36ZM60 43H61V41H60ZM207 43V42H206ZM83 45V44H82ZM83 45V46H84ZM204 45H205V43H204ZM255 45H257V48L261 45V47H259L260 48V50H259V53H261V51H262V49H263V43H262V40L261 41H259V40H256L255 41ZM156 46V45H155ZM35 48V49H34ZM38 48V49H37ZM77 48V49H76ZM122 48V47H121ZM152 49V51L151 50H149L148 49V51L147 50H144V51H146V52H144V51H141L140 52V55L143 57L142 59L145 61V62H147V63H149L148 65H149V67L151 66V67H153V66H156L155 68H158V66L160 67V65L162 66V65H164V61H165V56H162L161 54H159V56L157 55V57H154L156 54H155V52H154V49H155V47H151ZM67 49H69V51H70V53H69V55L70 56H80V55H78V53L80 54L81 52V50L80 49H78V47H75L74 48V46H68L67 47ZM39 50V51H38ZM122 50H123V48H122ZM157 50V49H156ZM182 51H183V53H182ZM249 51H251V49H249ZM72 52V53H71ZM185 52V53H184ZM77 53V54H76ZM142 53V54H141ZM178 53V54H177ZM264 52L262 51V56H260L259 58H257V57H250V59H249V61H248V64L250 65L251 64V66L252 67H250V66H248V64L247 63H244L243 65H245V66H243V71L245 70V71H248V67H250L249 69H258V68H262L263 70L262 71H264V54H263ZM155 54V55H154ZM158 54V53H157ZM183 54V55H182ZM176 55H178V56H176ZM141 56L139 57V58H141ZM113 56H111V58H112ZM69 56H68V58H67V61H66V67H67V71H68V73L67 74H76L75 76H81V75H84L85 73H94V72H92L93 70H96V67L95 66H101L102 65V63L100 62V61H98V62H100V63H98L97 61H96V63L95 62H93V64L92 65H90L91 67L90 68H88V70H85L83 67H80L81 65L80 64H76L75 65V63H73V62H71V61H69ZM179 58V59H178ZM35 59L37 60V62H38V64H37V62H35ZM41 59V60H40ZM113 59V58H112ZM110 60V62L111 61H113L114 62V59L113 60ZM127 59V60H126ZM126 61H124L123 63H125L124 65H122V67L120 68V69H116V70H114L113 71V73L111 72L109 75V78L108 79H110V80H107L108 82L107 83H99V82H95V83H98L97 85H95V83H94V85L93 86H91V87H93V91L92 92H94V91H96V90H106L108 93H106V94H108V98L106 97V99H108V102H110L108 105H110V106H108V108H107V106L105 105V107L107 108V109H110L109 110V112H108V110L106 111L107 112V114H108V118L110 119V121H111V123H112V126H113V128H112V126L110 125L111 123H110V121H109V123H107L108 125H109V130H110V133H111V130L113 129V130H115L116 132H117V130H118V134L119 135H124V134H126V133H128L129 131L131 132L132 130L134 131L135 129H138V131H141L142 130V132H144V133H147V134H152V132L153 131H155V125L153 124V122L152 121H149V120H152L151 119V110L149 109H145V110H142L140 113V116L139 117H142V119H144L143 121L146 123H144L143 121L141 122H139L140 123V125L138 124H136L137 126H136V128L135 127H133V126H135V125H133L132 123H127L125 120H124V118L123 117H125L124 115H126V113H128V110L127 109H124L125 108V105H123L124 103V101H123V99H122V97H118L117 95L118 94H120L119 92L121 91L120 90V87L122 88L123 86H124V88H133V89H136V86L137 85H135L136 84V82H135V74L134 73H136L135 72V66H137V65H135L137 62L136 61H138V60H140V59H138L137 60V57L135 58V56L133 57V55H129V56H126ZM170 59V58H169ZM30 61V62H31ZM43 63H42V62ZM95 61V60H94ZM33 62H31V63H33ZM71 62V63H70ZM108 62V61H107ZM109 62V63H110ZM143 64V66H145L144 65V62L143 61H141ZM251 62V63H250ZM163 63V64H162ZM101 64V65H100ZM35 65V64H34ZM35 65V66H36ZM106 65V64H105ZM105 65H102L100 68H102L103 66H105ZM111 65V64H110ZM147 65V64H146ZM83 66V65H82ZM151 67H150V69H151ZM201 67H205V68H207V67H210V66H201ZM49 68H48V70H49ZM77 68V69H76ZM83 68V69H82ZM92 68V69H91ZM98 68V67H97ZM89 69H91L90 71H89ZM153 69V68H152ZM85 70V71H84ZM100 70V69H99ZM99 70H96V71H99ZM119 70V71H118ZM121 70V71H120ZM71 71V72H70ZM178 71V72H177ZM116 72H118V73H116ZM148 72H150V71H148ZM86 75V74H85ZM148 75H149V73H148ZM147 75V76H148ZM202 76H204V73H200L199 74V76H197V79L196 80H194V84H196L197 86H199L201 83H202ZM28 77H29V73L26 71V70H24V71H22V72H19V75H18V78H19V83L20 82H22L24 79L26 80L27 79V81H28ZM190 75H186V74H183V75H181V77L179 78V80H176L175 79V77H171V80H173L174 82H176V81H181L183 84H189V81H190ZM22 80V81H21ZM168 81H170V78H169V80ZM111 82V83H110ZM242 82H244L243 80L240 82L241 84H242ZM133 83V84H132ZM255 83V82H254ZM130 85V86H129ZM131 85H133V86H131ZM249 85H251V83L249 84ZM248 85V88H247V90H250V91H253V90H256V87H257V85H256V83L254 84V85H256V86H254L253 87V85H252V87L251 86H249ZM128 86V87H127ZM18 87H19V89H22V87H23V85H22V83H20L19 85H18ZM259 87V86H258ZM92 88H90L89 90H91ZM120 91H119V90ZM263 87H262V89L260 90V92L259 93H261V95L262 96H264L263 95ZM26 90H25V88L23 87V89H22V92L19 94V95H23V97L25 96V92ZM102 91V92H103ZM160 91V93H161V91L162 90H159ZM262 91V92H261ZM98 92V93H97ZM101 92V91H100ZM101 92V93H102ZM105 92V91H104ZM113 92H114V95H113ZM117 92V94H115ZM156 92H157V90H156ZM96 93L97 94H99V91H96ZM111 93V94H110ZM159 93V92H158ZM170 94H169V99L171 100V98H172V101H174L175 99H173V96H172V92H171V89H170V92H169ZM103 94H105V93H103ZM109 95H110V97H109ZM113 95V96H112ZM106 96V95H105ZM119 96H121V95H119ZM170 96H171V98H170ZM113 97V98H112ZM115 97V98H114ZM194 100H196V102L197 103H199L200 101L197 99L198 98V96L196 97V96H194V97H192ZM104 99V98H103ZM102 99V100H103ZM110 99V100H109ZM168 99V100H169ZM102 100H100V101H102ZM186 101L187 100H185L184 102L186 103ZM199 101V102H198ZM195 102V103H196ZM188 103V102H187ZM186 103V104H187ZM103 104V103H102ZM104 104H106L105 102H104ZM25 106V105H24ZM24 106H19V107H24ZM123 106V107H122ZM73 107V104L71 105V107H70V105H68V106H66L65 105V107H64V111L66 110H68L69 108H72ZM123 108V109H122ZM169 108V109H168ZM74 109V108H73ZM163 112H164V115L161 113V115H159V117H158V123H160L159 124V128H158V130H157V132L156 133H158L157 135H158V139H155V138H152V142L149 144V145H146V147H147V149H149L150 151H152V153L154 154V157H155V162L154 163H156L157 164V176H156V178H155V181H154V184H155V187H156V189H159V191H161V190H163L164 188H163V184L165 183V184H168V183H171V185H173L174 186V184H176V182L178 181V180H176L177 179V177H178V173H175L176 172V170L177 169H180V168H182V162L184 161V159L186 160L185 162H184V164H187L186 162H188L189 160H190V158H189V156H187L188 154H186V153H184L183 152V150H181V149H179V150H181V152H179V150H177V149H175V148H171L170 147V145H172L173 143H174V145H176V144H178V142H180L179 143V145H181V144H184V146H186V148L188 147L187 145H189L187 142L189 141L190 142V140H191V142H190V145L189 146H191L192 144H194V145H196L195 147L194 146H192L191 148L193 149H195V151H199V153L200 152H202V153H204V151H206L207 149H206V146H208V144H213L214 142L216 143L217 141H218V139H223V141L224 142H228L229 140V143H232L231 144V146H232V148H233V150H232V153H233V155L234 156H232L233 157V161H232V165L234 166L232 169H234V175H233V173H232V171H231V169H230V172H229V170H226V171H228V172H226V173H232L231 175L233 176V184H235V185H237V186H235V185H232V189H233V187L235 188V187H237L236 188V190L235 191H237V194H238V196H240L244 201H247V202H249V203H251L252 205H253V203L254 204H256L255 206H254V208H253V210H251L252 212H250L249 214L250 215H248V216H246L245 218H243V220L240 222V224L243 226V225H245V223H251V224H257V227L255 228V229H257V230H255V232H252V233H239V232H235V231H232L231 233H233V234H231L232 235V241L230 240V242H229V245H230V248H231V250H233V251H235L234 253V256H236V257H234L233 259H230L228 262H230L229 264H232V262L233 263H235V264H264V256H262L261 258H258L257 257V255L256 254H254V249H253V246L255 247L256 245H258V247H259V249L258 250H260V249H264V134L262 135V130H264V122H263V124H257V127H255V124H256V121L255 120H251V122L249 123V124H247V129L249 130H247L248 132H247V134H248V136H247V134H244V132L240 129V123H239V118L240 117H242L244 120H246V116H247V114L246 113H242V114H239L240 116L238 117H235V116H225L223 119H221V121L220 122H218V121H213V123H214V127H215V132H213L212 131V127H211V125H210V121H205L203 124H202V126H201V129H202V131L201 132H198V133H195L194 132V129L193 128H191V123H192V121L186 116V115H184V114H173V113H171L170 112V107L169 106H163ZM194 108L193 107H191V109L189 108V110H193ZM196 109V108H195ZM195 109L193 110V111H195ZM126 111L127 110V112H124V111ZM63 111V110H62ZM168 111V112H167ZM28 112V111H27ZM27 112H25V115H23L22 114V116H21V118H20V120H19V124H18V126L19 125H21V123L23 122V121H27V118L28 119H30V117L29 116H32L31 114H28ZM27 113V114H26ZM133 113H136V111L134 110L133 111ZM49 114V113H48ZM56 114V113H55ZM50 115H54V114H50ZM49 115V116H50ZM59 115H60V117L62 116L61 115V113H58L57 115H56V117L58 116L59 117ZM110 115V116H109ZM122 115V116H121ZM166 115H168V116H166ZM51 117V116H50ZM50 117H47V114H46V119H45V121L46 120H49L50 119ZM54 117V116H53ZM53 117L51 118V119H53ZM105 115L103 116V114L101 113L100 114V112H95V113H93L91 116H89V118H88V120H89V124L91 125V131H90V135H91V138H93V140H95L94 142H95V144L96 145H98V147H99V149L101 148V145L99 146V142L96 140L97 139V131H99V132H101V129L103 128V127H105L106 126V120H105ZM114 118V119H113ZM124 120V122H123V120ZM135 118H138V117H136L135 116ZM31 119H32V117H31ZM116 119V120H115ZM149 119V120H148ZM160 119V120H159ZM187 119V120H186ZM117 120H120V122L119 121H117ZM235 120V121H234ZM238 120V121H237ZM50 121V120H49ZM108 121V120H107ZM121 121H122V123H121ZM262 121H264V120H262ZM66 122H69V120L67 121L66 120ZM116 123L115 125H114V123ZM119 122V123H118ZM162 122V123H161ZM189 122V123H188ZM124 123V124H123ZM143 123V124H142ZM151 123V124H150ZM233 123V124H232ZM253 123H255V124H253ZM105 124V125H104ZM118 125V126H117ZM120 125H123V126H121L120 127ZM127 125H128V127H127ZM239 125V126H238ZM254 125V126H253ZM141 126V127H140ZM190 126V127H189ZM249 127V128H248ZM255 127V128H254ZM259 127V128H258ZM95 128V129H94ZM117 128V129H116ZM120 128V129H119ZM134 128V129H133ZM252 129H256L257 130V134H253V130ZM120 130V131H119ZM122 130V131H121ZM188 131L187 132V134L188 135H186L185 137L183 136V138L185 139V140H187L186 141V143L182 140L183 138H181L182 136H180V135H182L181 134V132H183V131ZM192 130V131H191ZM251 130H252V132H251ZM175 131V132H174ZM179 131V132H178ZM240 131V132H239ZM93 132V133H92ZM98 132V133H99ZM250 132V133H249ZM261 132V133H260ZM122 133V134H121ZM162 133V134H161ZM114 134V133H113ZM154 134V133H153ZM195 134V135H194ZM216 134V135H215ZM260 134V135H259ZM115 135V134H114ZM113 135V136H114ZM119 135H118V137H119ZM161 135V138H162V141L160 142L159 140H161L160 139V136ZM163 135V136H162ZM193 135V136H192ZM244 135H246V136H244ZM251 135H254V136H252V137H249V136H251ZM257 135H258V138H257ZM93 136V137H92ZM260 136H262V137H260ZM94 137H95V139H94ZM108 137V138H107ZM111 137V138H110ZM115 137V136H114ZM117 137V138H118ZM121 137V136H120ZM181 138L180 140L181 141H178L179 139L178 138ZM32 138V137H31ZM117 138H116V140H117ZM176 138H177V140H176ZM187 138H189V139H187ZM192 138V139H191ZM228 138V139H227ZM252 138H253V140H252ZM169 141V143H167L168 141ZM170 139V140H169ZM225 139V140H224ZM249 139V140H248ZM257 139V140H256ZM116 140L114 141L113 140V137H112V135L111 134H109L108 136H106V138H104V140H103V142H102V144H103V146H104V148L105 149H107V150H111L112 148H115V146H117V142H116ZM97 141V142H96ZM177 141V142H176ZM182 141H183V143H182ZM214 141V142H213ZM249 141V142H248ZM21 142H23V141H21ZM20 142V143H21ZM159 142V143H158ZM24 144H25V142H23ZM23 143H22V146H24L23 145ZM114 143H117V144H115L114 145ZM192 143V144H191ZM198 143V144H197ZM261 143V144H260ZM168 144H170V145H168ZM130 145V144H129ZM201 145H203V146H201ZM260 145V146H259ZM7 146H9L8 144H7ZM102 146V147H103ZM161 146H162V148H161ZM173 146V145H172ZM183 145H181V147H184ZM199 146V147H198ZM262 146V147H261ZM20 147V148H19ZM97 147V148H98ZM160 148V149H162L161 151H163L164 153V158H166L167 157V159H168V161H166L165 160V162H164V160H162V159H159V158H157L156 156H157V153H155V150L157 149V148ZM104 148H101V149H104ZM153 150H152V149ZM201 148V149H200ZM221 150H223V151H225V153H227V152H229L227 149V146L225 145V143L223 144V145H221ZM260 148H262V150L260 149ZM22 149L23 148H21V145H19L18 146V151H17V154L16 153H10L7 157H8V159H7V162L6 163H1L0 164V185L2 186H0L1 187V192H2V194H1V197L2 198H0V232L2 233V235L4 236V237H2L1 238V240H0V246H1V244H4V246H5V243L8 245H6V249L8 250H5L4 249V251L3 250H1L0 249V254H2V255H4V259L5 260H2L3 262V264H4V262H5V264H26V261L24 262V260H25V258H24V260H23V258H22V255H23V251L21 252V251H19V252H17L18 250H16V248H14V245L12 246L11 245V242L7 239V236H12V237H15L16 235H18V236H21V240H20V242L22 243V244H26V246L27 245H29L30 247H31V244L32 243H34L33 241L35 240V239H37V236H38V234L41 232V230H42V228H43V225H42V223H41V221L40 220H42V218H44V215L45 214H40L42 217H41V219H39V221L40 222H36V219H34V217L37 215V209H38V207H43L45 204H46V202H47V194L51 197L50 198V202H49V205H48V211L51 213V212H53V214L52 215H55V217H54V219L56 218V222H55V224L53 225H50L49 227H48V229H47V231H46V237L47 238H45V239H43L42 241H41V243L39 244V245H37L36 246V248H35V251H36V254H38V252L39 251H43V253L45 254V256L47 255L46 253H48L49 252V250H50V246H56L58 243H59V241L57 240V242H56V238L58 237V234H57V232H56V230H57V228H58V230L60 231L61 230V232H62V235H63V233H66L64 236H66L67 235V231L66 230H68L69 231V233L71 234V233H73V230H76L77 231V229H80V227L78 228V226L80 225V223H81V220H82V223H83V227L85 226V228H84V230L85 231H83V233L81 234V236H80V238H79V240H78V242H79V244H80V247H81V252L82 253H80L78 250L80 249V247H79V249L77 250L78 252L77 253H80V254H85V256H86V259L85 260H83V262H82V264H118V261H119V259H120V257H121V255H123L124 256V259H123V264H128V263H131L132 262V264H134V263H136V261L138 260V258L137 257H139V256H137V255H139L140 253H138L137 251H139V244H138V242L137 241H142L143 243H147L148 244V246L150 245V244H152L151 242V240L152 239H154L155 237H154V235L151 233V227H155V229H159L158 227L160 226V224L159 223H151V222H149V224H147L146 225V223H145V229H146V231L145 232H143L142 234H138L139 232H137L138 230H136L135 229V225H134V223L135 222H137V219H138V221L141 219V218H139V217H141V214L143 215L144 213H146L147 211H149V209H151V210H153V208H156V206L158 205V206H160L159 205V203L158 202H156V201H151L150 203H147V204H144V205H138V204H135V201H132L131 202V204L133 203V205H131V206H133L132 208L133 209H135L136 211H135V216L133 215V216H131L130 218L128 217V218H125V217H123L122 215H119V214H117L118 212V210H117V205H119V203H120V206L119 207H121V209H122V206L124 205V203H123V205H121L122 203H121V196L123 197L124 195H123V193L125 194V192L124 191H122L123 193H122V195L119 193V190H118V192H114L111 188H113L112 186H111V184H110V180H108V181H110L108 184H110V186H111V188L109 187V185H105L103 182L101 183V184H99L100 183V181L97 183V185H96V182H95V184L94 183H91L90 181H93V180H89V183H91L92 185L94 184V187L95 186H99L100 187V185L102 186L103 184H104V186H107V189L104 187V186H102L101 188H100V190H99V188H94L96 191H94V189H92V185L90 186L87 182H85L84 180H88L87 178H85L84 180H82L83 182H85V183H81V181H79V180H76V181H74L75 183L73 184L74 185V188L72 189V191L70 192V194H68V196L67 197H62V196H59V195H57V194H55L54 193V191L52 190V189H50L46 184L45 185H36V186H34L33 184H31V181L29 182V179L27 178V177H25L24 176V173L22 172V169L23 168H21V164L20 163H18V161H21V160H23L22 159V156H20V154L21 155H23L21 152H23L22 151ZM138 149V148H137ZM155 149V150H154ZM183 149H185V147L183 148ZM203 149H204V151H203ZM172 150V151H171ZM175 150V151H174ZM177 150V151H176ZM133 152H135L134 153V161H140V160H142V157L141 156H139V153H138V150H132ZM222 151V152H223ZM28 152V151H27ZM137 152V153H136ZM243 152V153H242ZM263 153V154H262ZM94 154H95V152H94ZM94 154H92V155H94ZM100 154V153H99ZM99 154H96L95 156H93L92 157V155H91V157L90 158H88V160L89 159H91L90 161H88V165H89V162H91V166L90 167H92V166H94V164H98V163H100V160H102V161H104V162H109V158L107 157V156H103L102 155V153H101V155L103 156V158L99 155ZM137 154V155H136ZM185 154V155H184ZM156 155V156H155ZM184 155V156H183ZM75 156H76V153H75ZM79 156V155H78ZM166 156V157H165ZM187 156V157H186ZM74 157V156H73ZM72 157V158H73ZM89 157V156H88ZM106 157V158H105ZM137 157H139V158H137ZM186 157V158H185ZM20 158V159H19ZM78 158H81L80 156L78 157ZM78 158H76V157H74L73 158V160H75V159H77L78 160ZM102 158V159H101ZM105 159V160H104ZM107 159V160H106ZM136 159V160H135ZM159 159V160H158ZM183 159V160H182ZM72 160V161H73ZM77 160L76 161H73V162H77ZM80 161H82L81 159H79ZM79 160H78V162H77V164L79 163ZM157 160V161H156ZM98 161V162H97ZM182 161V162H181ZM17 162V163H16ZM35 162V161H34ZM50 162V159H49V161H48V163ZM72 162V164H73V166H75V168L78 166V167H80L79 165H77L76 163H73ZM103 162V163H104ZM40 163V162H39ZM50 163H52V162H50ZM85 163V162H84ZM180 163H181V166H180ZM193 163V162H192ZM38 163L36 162L35 164H34V166H35V170H36V172L37 171H39V169H41L39 172H41L43 175H45L44 173H46L45 172V169L43 170V168H42V165L40 164H38ZM71 164V165H72ZM159 164V165H158ZM100 165V164H99ZM98 165V166H99ZM161 165V166H160ZM231 165V166H232ZM258 165V166H257ZM38 166V167H37ZM41 166V167H40ZM55 166V165H54ZM191 166V165H190ZM58 167V163H57V166H56V168ZM72 167V166H71ZM89 167V166H88ZM95 167V166H94ZM180 167V168H179ZM198 167V166H197ZM196 167V168H197ZM37 168V169H36ZM39 168V169H38ZM169 168V169H168ZM174 168V169H173ZM175 168H177V169H175ZM196 168H194V169H196ZM191 169H193V167L191 168ZM57 170V169H56ZM168 170V171H167ZM172 172H171V171ZM240 170V171H239ZM3 171V172H2ZM178 171V170H177ZM193 171H195V170H193ZM193 171H191L190 170V172H193ZM162 172V173H161ZM168 172H170V173H172L171 175V178H169V174H168ZM23 173V174H22ZM160 173H161V175H160ZM165 173V174H164ZM225 173V172H224ZM11 174H13V175H15V177H14V179L12 180V181H10V179H9V175H11ZM168 174V175H167ZM235 174H237V175H235ZM164 175V176H163ZM230 175V176H231ZM162 177V178H161ZM167 177V178H166ZM236 177H238V178H236ZM27 178V179H26ZM130 178V179H129ZM115 181H117V183H119V184H125L128 180H132V178H131V176H130V174H123V175H120V176H116L115 177ZM201 179H203V178H201ZM201 179L199 180V181H201ZM28 180V181H27ZM127 180V181H126ZM168 180V181H167ZM95 181V180H94ZM166 181V182H165ZM203 181V180H202ZM201 181V182H202ZM235 181V182H234ZM76 182H79V183H76ZM125 182V183H124ZM145 183L147 184H145L146 186H148V185H152V181H145ZM21 184V185H20ZM80 184V185H79ZM82 184H84V185H82ZM86 184H87V186H86ZM8 185V186H7ZM202 185V186H201ZM231 185V184H230ZM4 186V187H3ZM13 188H12V187ZM79 187V189H78V187ZM82 186H83V188H82ZM219 186H222V187H219ZM218 187H219V190L222 188H228V189H231L230 187H229V184H224L223 183V185L221 184V185H219ZM75 187L78 189H75ZM84 187H85V189H84ZM88 187H90V188H88ZM120 187V186H119ZM202 187H204L203 186V184L201 183V184H199L198 186H197V188L196 189H188L187 187H182V188H179V190H173V189H176V188H173L172 189V191H170V192H168L169 194V199H170V205H172L173 206V208H171L170 207V210L171 209H175L176 211H179V214L181 215V219L182 220H184V221H178L177 222V219H176V221H175V218H174V220L171 218L170 219V221H169V223L170 222H172V224L170 225L169 224V226L171 227V226H173V229H175L176 231H177V233H178V235L180 236H182L183 234L185 235V231H187V227H189V226H192V225H194V224H196V222L197 223H199V219H196V220H191L190 218H189V213H190V211H189V206H187L188 204H185V202L183 203V202H181L180 201V199L178 198V195H182L181 194V192L183 193V197H189L190 198V200H189V198H187L191 203H192V205L191 206H193L194 208L197 206V202H192V200H191V197H193V195L194 194H192V193H196L197 191H199L200 193H202V192H204V190H203V188ZM49 188V189H48ZM81 188H82V190H81ZM86 188H88V190L86 191ZM201 188V189H200ZM23 189V190H22ZM25 189V190H24ZM100 191H98V190ZM104 191H103V190ZM106 189V190H105ZM111 189L112 190V192H111V190L109 191V190ZM114 189V188H113ZM13 190V191H12ZM74 190L75 191H81L80 193L82 194V199L85 197V199L86 200H82V202L83 201H85V202H83V204H82V206L86 209V210H89L90 209V211H93L94 210V213H95V210H96V212H97V209H98V213H100V216H101V218H99V222H101L100 223V226L99 225H96L95 226V224H94V221L92 222V220H91V217H90V215L89 214H86V215H82V217L81 216H79V214L77 213L78 211H76L78 208H77V201L79 200V198H81L79 195H81V194H77L76 192H74ZM91 190L92 191H94V192H99V193H94L95 195H94V197L93 198H95V199H90V197H89V193H90V195L91 194H93L92 192H91ZM102 190V191H101ZM115 190V189H114ZM202 192H201V191ZM234 190V189H233ZM90 191V192H89ZM117 191V190H116ZM180 191V192H179ZM22 193L21 195L23 196V198L22 197H20L19 196V193ZM106 192V193H105ZM111 192V193H110ZM121 192V191H120ZM87 193V194H86ZM116 193V194H115ZM179 193V194H178ZM198 193V192H197ZM218 193H219V191H218V189L215 191V192H213V194H215V195H218ZM18 194V195H17ZM32 194H35V199H34V202H35V205L34 206H31L32 204H30L31 203V200H32V197H33V195ZM100 194V195H99ZM191 194H192V196H191ZM78 195V196H77ZM88 195V196H87ZM98 196V198H96L97 196ZM104 195V196H103ZM126 195V194H125ZM168 195L166 196V197H168ZM176 195V196H175ZM99 196L100 197H102L101 199H99ZM164 196V197H165ZM181 196V197H182ZM5 197H10V201L12 202V204H13V207H14V209H15V211L18 213V217H17V219H18V221H17V223H20L21 222V224L23 225V227H24V231H22L23 232V234H22V232L21 233H19V231H18V229L16 230V228H14V230H9V232H8V229H7V226H8V224H7V222H9V220H8V218L10 217V215H11V213L8 211L9 209H4V200H5ZM125 197V196H124ZM141 197V196H140ZM139 197V198H140ZM162 198V202H163V200L165 199H168V198ZM172 197V198H171ZM177 197V199H175L174 200V198H176ZM65 199V200H67L66 202V206H67V209H66V214L65 215H62V210H61V206L63 205L62 204V201H63V199ZM78 198V199H77ZM257 198V199H256ZM262 198V202H259L260 201V199ZM23 199V200H22ZM99 199V200H98ZM259 199V200H258ZM14 200V201H13ZM62 200V201H61ZM89 200V201H88ZM92 200H93V202H92ZM96 200H97V202H96ZM124 200H125V198H124ZM186 200V199H185ZM22 201V203H20ZM91 201V202H90ZM119 201V202H118ZM123 201V200H122ZM161 201H159L160 203H162ZM167 201H169V200H166V202ZM178 201V202H177ZM255 201V202H254ZM88 202V204H86ZM95 202V203H94ZM126 202V201H125ZM153 202V203H152ZM166 202H164V203H166ZM175 202V203H174ZM258 202V203H257ZM24 203V204H23ZM158 203V204H157ZM164 203H162L161 204V207H162V205L164 204ZM172 203H174V205L172 204ZM177 203V204H176ZM195 205H194V204ZM260 205V206H258V205ZM21 205V206H20ZM74 205V206H73ZM92 205V206H91ZM199 205V204H198ZM215 204H213V206H214ZM219 205V204H218ZM222 205V204H221ZM218 206V207H220L219 209H221V211H223V213L225 212L226 213V215L228 216V218H229V220L230 221H233L235 218H236V216H238V212H237V209L235 208V206H234V203H233V205H231V206H228V207H224L223 205H225V204H223L222 206ZM25 206V207H24ZM85 206H87V207H85ZM90 206V207H89ZM157 206V208H160V207H158ZM164 206V205H163ZM177 208H176V207ZM232 206H234V207H232ZM128 207V205L126 204V206L124 205L123 206V210L124 209H126ZM215 207H216V205H215ZM217 207V208H218ZM224 207V208H223ZM229 207H230V209H229ZM257 207V208H256ZM87 208H89V209H87ZM97 208V209H96ZM169 208V207H168ZM168 208L166 209L167 211H168ZM226 208V209H225ZM228 208V209H227ZM232 208V209H231ZM235 208V209H234ZM25 209V210H24ZM76 209V210H75ZM93 209V210H92ZM164 209V210H165ZM3 210V211H2ZM53 210V211H52ZM55 210V211H54ZM75 210V211H74ZM99 210H101V211H99ZM150 210V211H151ZM164 211V212H166V213H168L167 211ZM233 210V211H232ZM5 211V212H4ZM22 211H24V213H23V215H22ZM120 211V210H119ZM140 211V212H139ZM157 211H158V213H157ZM162 212L163 213V210L161 211V210H158V209H156V214L157 215H159L160 216V212ZM28 212V213H27ZM170 212V211H169ZM171 212H172V210H171ZM170 212V213H171ZM230 212V213H229ZM232 212V213H231ZM224 213V214H225ZM228 213V214H227ZM21 214V215H20ZM74 214V215H73ZM97 214V213H96ZM137 214H139V215H137ZM164 214V213H163ZM163 214H161V217H163L162 215ZM200 214V213H199ZM39 215V216H40ZM107 215V216H106ZM45 216H47V215H45ZM78 216H79V219H78V221H80V222H78L77 223V218H78ZM99 216V215H98ZM99 216V217H100ZM106 217V218H110L111 217V219L110 220H112V219H114V216H117V219H119L118 221H117V219H116V221L115 220H112V223H110L109 224V226L110 227H112V228H110L109 226H107L108 224V219H104V218H102V217ZM5 217V218H4ZM58 217V218H57ZM113 217V218H112ZM119 217V218H118ZM170 217H172V215H170ZM169 217V218H170ZM185 218V219H183V218ZM215 217V216H214ZM36 218V217H35ZM116 218V217H115ZM220 219L219 221H222L223 220V222L225 221L226 222V220H224V219H222V218H218V217H215V219ZM10 219V218H9ZM31 219V220H30ZM33 219V220H32ZM44 219H46V218H44ZM101 219H102V221H101ZM222 219V220H221ZM4 220V221H3ZM106 220V221H105ZM109 220V221H110ZM172 220V221H171ZM91 221V222H90ZM5 222V223H4ZM35 222V223H34ZM44 222V221H43ZM71 222H72V224L74 225V223L76 222L77 223V225L75 226L74 225V227H73V225L71 224ZM111 222V221H110ZM113 222H117V223H115V224H118V226L121 228V229H119V230H117V228L116 229H114L115 228V226H117V225H115V224H113ZM133 222V223H132ZM139 222H141V221H139ZM177 222V223H176ZM119 223L121 224V225H119ZM132 223V224H131ZM148 223V222H147ZM185 223V224H184ZM235 223H236V220H235ZM244 223V224H243ZM79 224V225H78ZM94 224V225H93ZM104 224V225H103ZM112 224V225H111ZM139 224L141 225H143V223L141 222V223H138V226H139ZM150 224H151V227H150ZM229 224V222H227V225L225 224L224 226H229L228 225ZM70 225H71V227H70ZM93 225V226H92ZM115 225V226H114ZM134 225V226H133ZM213 225V224H212ZM215 225V224H214ZM213 225V226H214ZM42 226V227H41ZM99 226V227H98ZM147 226V227H146ZM158 226V227H157ZM216 226L218 227V225L216 224ZM216 226H214V227H216ZM77 227V228H76ZM109 227L110 228V230L108 229V232H106L107 231V228ZM114 227V228H113ZM236 227H238L237 225H236ZM67 228V229H66ZM69 228H73L72 229V231L71 230H69ZM96 228V229H95ZM134 228V229H133ZM186 228V229H185ZM5 229H7V230H5ZM112 229V230H111ZM212 229H213V227H212ZM57 230V231H58ZM114 230V231H113ZM174 230V231H175ZM210 230V229H209ZM234 230V229H233ZM39 231V232H38ZM102 231V232H101ZM176 231L174 232V235L177 237V234H176ZM110 232H112V233H110ZM204 230H200L199 232H197L196 233V231H195V234L194 235H192V237L190 238V240L188 241L189 242V245H190V247H192V248H190L189 247V249H192L190 252H192V251H194L193 252V255L195 256V257H197L200 261H199V263L200 264H211L210 262H208L207 261V257H205L206 256V254H204L203 255V251H206L207 249L204 247V246H198L197 245V243L199 242V237L200 236H203L204 235ZM212 232V233H211ZM235 232V233H234ZM26 233V234H25ZM106 233V234H105ZM187 233V232H186ZM36 234H37V236H36ZM101 235V236H100ZM102 235H104L105 236V240H106V244L104 245V243L101 241V237H102ZM138 235V236H137ZM153 235V236H152ZM182 236L183 238L185 237V236ZM187 235V234H186ZM24 236V237H23ZM149 236V237H148ZM207 236L209 237H216V238H218V239H221V242L222 243H224L225 241H224V237L222 236V235H219V233H217L215 230H210V233H207ZM36 237V238H35ZM181 237V239L183 240V238ZM35 238V239H34ZM55 238V239H54ZM139 238V239H138ZM150 240H149V239ZM186 238V237H185ZM230 238V239H231ZM55 241H54V240ZM59 239H61V238H59ZM143 239V240H142ZM176 239V238H175ZM178 239V238H177ZM97 240V241H96ZM101 242H100V241ZM146 240V241H145ZM147 240H149V241H147ZM155 240V239H154ZM153 240V241H154ZM2 241H3V243H2ZM54 241V242H53ZM100 243H99V242ZM180 241V238L178 239V241L177 240H175V242H174V245L173 244H171L172 246L171 247H169L168 245V247L166 248L165 246V249H163L162 250V252H161V254L164 256H166L167 257V260H168V262H165V264L166 263H168V264H189L190 263V260H189V249H187V247L182 243L183 241H181V242H179ZM94 242H98L99 244H100V246H101V250H98L97 248L95 249V247H94ZM130 243L131 244V246H132V248H133V250L131 249L130 250V252L129 253H125L124 251V249H123V247H124V245L125 244H127V243ZM163 242H164V240H163ZM178 242H179V244H178ZM184 242H186V241H184ZM128 243V244H129ZM183 245H182V244ZM60 244V243H59ZM129 244V245H130ZM176 244V245H175ZM188 244V243H187ZM194 246V247H193ZM28 247V246H27ZM136 247V248H135ZM163 247V248H164ZM186 247V248H185ZM10 248V249H9ZM56 248V247H55ZM126 248V247H125ZM169 248V249H168ZM205 248V249H204ZM13 249V251L14 250H16V251H10V250H12ZM244 249H246V250H244ZM106 252V254L108 253V251H109V253H108V256L107 257H105V255H104V251ZM246 251L245 253L247 254L246 255V259H245V262H244V260H243V262H242V260H241V255H238L239 253H236V252H240V251ZM2 251V252H1ZM10 251V252H9ZM97 251V252H96ZM103 251V252H102ZM136 251V252H135ZM140 252V251H139ZM15 253H16V256H15ZM22 253V254H21ZM123 253H125V254H123ZM136 253H138L137 255H136ZM205 253V252H204ZM243 253V252H242ZM21 254V255H20ZM25 254V253H24ZM49 254V253H48ZM101 254V255H100ZM201 254V255H200ZM2 255H0V256H2ZM19 255V256H18ZM6 256V257H5ZM96 256V257H95ZM255 258V259H254ZM257 258V259H256ZM2 259H3V257H2ZM7 259V260H6ZM97 259V260H96ZM164 259H166V258H164ZM204 259V260H203ZM238 259H239V261H241V262H239L238 261ZM9 260H11V261H9ZM17 260V262H15ZM100 260V261H99ZM166 260V261H167ZM19 261V262H18ZM24 262V263H23ZM127 262V263H126ZM1 262H0V264H2Z\"/></svg>",
  "mask_w": 264,
  "mask_h": 264
},
{
  "label": "snow or ice",
  "instance_id": "3",
  "mask_svg": "<svg viewBox=\"0 0 264 264\" xmlns=\"http://www.w3.org/2000/svg\"><path fill=\"white\" fill-rule=\"evenodd\" d=\"M212 264H219V262H212Z\"/></svg>",
  "mask_w": 264,
  "mask_h": 264
}]
</instances>
